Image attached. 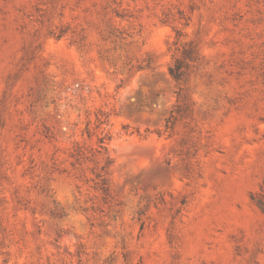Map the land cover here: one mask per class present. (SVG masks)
I'll use <instances>...</instances> for the list:
<instances>
[{"label": "rangeland", "instance_id": "rangeland-1", "mask_svg": "<svg viewBox=\"0 0 264 264\" xmlns=\"http://www.w3.org/2000/svg\"><path fill=\"white\" fill-rule=\"evenodd\" d=\"M258 200L264 0H0V264H264Z\"/></svg>", "mask_w": 264, "mask_h": 264}, {"label": "trees", "instance_id": "trees-1", "mask_svg": "<svg viewBox=\"0 0 264 264\" xmlns=\"http://www.w3.org/2000/svg\"><path fill=\"white\" fill-rule=\"evenodd\" d=\"M184 58H187L184 56ZM184 62V61H183ZM182 65V64H181ZM169 72L170 74L175 78V79H179L180 78V73H177V71H174L173 67H169ZM256 203L258 204V206L264 211V204L261 203L259 200L256 201Z\"/></svg>", "mask_w": 264, "mask_h": 264}]
</instances>
